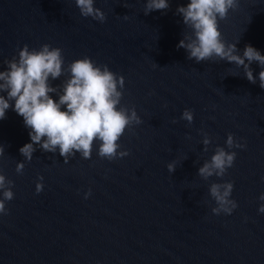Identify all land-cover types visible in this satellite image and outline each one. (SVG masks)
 Returning <instances> with one entry per match:
<instances>
[{
	"label": "water",
	"instance_id": "water-1",
	"mask_svg": "<svg viewBox=\"0 0 264 264\" xmlns=\"http://www.w3.org/2000/svg\"><path fill=\"white\" fill-rule=\"evenodd\" d=\"M189 2L170 0L166 12L145 15L146 0H95L107 15L101 23L83 17L75 0H0V71L25 44L62 48L65 66L90 57L125 77L121 103L143 120L119 141L126 157L101 159L96 143L91 159L77 153L64 163L37 148L27 162L19 150L30 130L7 110L0 171L15 182V198L0 215V264H264V89L234 64L196 63L177 48L187 29L176 9ZM220 30L239 41L241 54L248 44L264 54V0H240ZM251 67L258 77V63ZM186 108L194 110L191 124L180 119ZM201 129L213 140L207 152ZM229 133L246 148L232 149L225 177L203 180L199 167ZM226 181L238 207L217 216L209 186Z\"/></svg>",
	"mask_w": 264,
	"mask_h": 264
},
{
	"label": "clouds",
	"instance_id": "clouds-1",
	"mask_svg": "<svg viewBox=\"0 0 264 264\" xmlns=\"http://www.w3.org/2000/svg\"><path fill=\"white\" fill-rule=\"evenodd\" d=\"M75 3L83 17L101 23L107 20L106 13L95 6V0H75ZM239 7L240 0H190L187 5H180L176 14L182 16L187 31L183 32L177 48L185 49L187 59L196 63L226 61L234 64L243 69L250 83L256 84L258 80L260 88L264 89V54L251 44L246 45L241 54L237 47L239 41H227L220 30V21L227 20L230 11H237ZM169 8L170 0H146L144 14L166 12ZM124 18L128 19V16ZM254 62L261 68L258 77L251 67ZM4 63L6 70L0 71V120L7 118L6 112L10 108L23 117L25 127L30 130L31 142L19 151L27 162H31L37 148L45 153L58 152L64 163L77 153L83 159H91L96 143L101 159L114 161L130 155L128 150H120L119 141L126 130L142 124L143 120L134 105L128 107L121 103L125 87L123 75L111 71L106 64L98 65L87 56L65 66L63 49L50 44H43L38 49H30L25 44L16 56ZM61 77H65L62 83L53 86L52 81ZM53 93L59 97L58 101L51 95ZM180 119L193 123L194 110L186 108ZM200 133L203 151L207 152L213 143L212 137L203 129ZM225 145L216 146L214 155L199 167L197 174L203 180L225 177L236 161L237 152L232 149L247 146L233 133L228 134ZM4 154L5 147L0 144V158ZM167 168L174 173L177 161L168 163ZM24 169V162L17 164V174L22 175ZM43 180V175H39L37 194L44 189ZM14 187L15 182L0 171V215L9 214L6 202L15 198ZM233 190L234 182L210 184L209 194L216 204L212 208L213 214L231 215L234 212L238 203L231 198ZM91 194L89 189L85 198ZM259 200L264 201V194ZM258 211L264 213V203L260 204Z\"/></svg>",
	"mask_w": 264,
	"mask_h": 264
}]
</instances>
